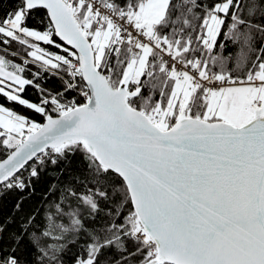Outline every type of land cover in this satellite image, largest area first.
Listing matches in <instances>:
<instances>
[{
	"label": "snow or ice",
	"instance_id": "obj_1",
	"mask_svg": "<svg viewBox=\"0 0 264 264\" xmlns=\"http://www.w3.org/2000/svg\"><path fill=\"white\" fill-rule=\"evenodd\" d=\"M0 152V264H264V0H11Z\"/></svg>",
	"mask_w": 264,
	"mask_h": 264
},
{
	"label": "trees",
	"instance_id": "obj_2",
	"mask_svg": "<svg viewBox=\"0 0 264 264\" xmlns=\"http://www.w3.org/2000/svg\"><path fill=\"white\" fill-rule=\"evenodd\" d=\"M11 7V0H4L3 8L0 9V11H7ZM39 17L36 18V21H39ZM235 48L231 44L226 49L225 54L228 52H234ZM43 86L49 90H51L53 93H55L57 90H63V85L61 84L60 80L56 77L49 76V78L43 82ZM65 96L69 99L75 97L78 100H81V97L78 93L74 92L70 95L68 93H65ZM25 97L32 100L33 102H36L38 100V95L35 91V89L29 88L27 92L25 93ZM18 111H21L23 114H30L29 110L23 109L20 106H16ZM53 116L55 117V113H53ZM6 155L2 152H0V160H2ZM71 164L65 166V164L62 162L55 171H59V168H64V175L62 179L66 180L70 174L73 173H80L83 175V163L80 160L79 157H70ZM49 171H53V169L49 168ZM52 181V177H48L46 174H42V178L40 182H37L35 185V192L29 195L27 192L21 193L18 190L16 191H10L3 195H0V222L8 221L9 217H11V220L8 222V232H18L20 230V224L22 223L23 219L34 210H42L43 205V197L46 192V189L48 187V184ZM23 197L24 204H23V211L17 212L15 210V204L16 202ZM6 239H7V233H6ZM20 251L24 254L25 259H31L30 256V245L28 244L27 239L24 241L23 247L20 249ZM77 249L73 245L70 248V251L68 253V257L71 256L72 253L76 252ZM67 259V257H66Z\"/></svg>",
	"mask_w": 264,
	"mask_h": 264
},
{
	"label": "water",
	"instance_id": "obj_3",
	"mask_svg": "<svg viewBox=\"0 0 264 264\" xmlns=\"http://www.w3.org/2000/svg\"><path fill=\"white\" fill-rule=\"evenodd\" d=\"M3 159H6V156Z\"/></svg>",
	"mask_w": 264,
	"mask_h": 264
},
{
	"label": "built area",
	"instance_id": "obj_4",
	"mask_svg": "<svg viewBox=\"0 0 264 264\" xmlns=\"http://www.w3.org/2000/svg\"><path fill=\"white\" fill-rule=\"evenodd\" d=\"M83 98L81 97V100H82Z\"/></svg>",
	"mask_w": 264,
	"mask_h": 264
}]
</instances>
